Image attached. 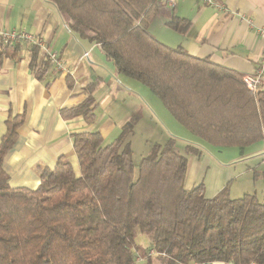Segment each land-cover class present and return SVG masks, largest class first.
Returning a JSON list of instances; mask_svg holds the SVG:
<instances>
[{"label":"trees","instance_id":"16d2710c","mask_svg":"<svg viewBox=\"0 0 264 264\" xmlns=\"http://www.w3.org/2000/svg\"><path fill=\"white\" fill-rule=\"evenodd\" d=\"M70 32L100 47L114 72L147 87L173 119L215 148L239 155L264 140V92L250 91L242 74L170 48L148 32L160 0H45ZM183 35L189 21L167 22ZM28 52L41 80L49 68L37 45L0 41V64ZM42 57V58H41ZM63 120L95 121L94 91ZM132 114L108 145L98 132L73 135L78 171L58 160L31 190L10 188L3 159L17 141L24 114L8 115L0 138V264H137V239L150 245L143 264H264V201L255 193L231 199L228 185L205 198L203 185L184 188L189 159L202 150L174 137L154 143L135 166ZM260 177L264 192V173ZM153 251V258L149 254Z\"/></svg>","mask_w":264,"mask_h":264},{"label":"crops","instance_id":"0c3cea01","mask_svg":"<svg viewBox=\"0 0 264 264\" xmlns=\"http://www.w3.org/2000/svg\"><path fill=\"white\" fill-rule=\"evenodd\" d=\"M214 4L175 0L173 6H168L160 0L158 14L148 32L167 47H181L191 56L207 58L242 75L256 74L264 55V0H214ZM173 16L189 21L185 34L167 26ZM0 30L40 39L57 54L63 68L62 72L49 68L39 80L29 69L27 50L0 64V138L9 114L25 116L17 141L3 159V170L9 177L10 188L33 190L39 185L42 172L52 171L59 159L78 171L74 134L98 132L103 145L110 144L129 117L142 108V98L135 90L143 89L134 80L117 75L100 47L70 32L59 13L45 0H0ZM93 83H97L93 94L95 121L87 124L81 116L63 120L60 110L80 104L86 97L85 88ZM259 90L264 92V75ZM142 126L145 128L143 117L134 131ZM145 129L150 130V125ZM263 144L264 140L255 150L249 147L247 155L233 159L224 166V171L215 166V191L206 197L216 195L228 179L250 178V173L259 172L255 170L257 162L246 157L264 152ZM197 162L194 165L192 158L189 160L184 181L187 190L197 187L200 171L210 167ZM231 172L233 177L227 178Z\"/></svg>","mask_w":264,"mask_h":264},{"label":"rangeland","instance_id":"374dc122","mask_svg":"<svg viewBox=\"0 0 264 264\" xmlns=\"http://www.w3.org/2000/svg\"><path fill=\"white\" fill-rule=\"evenodd\" d=\"M133 83H135L137 87H140V89H143L135 90V92L141 96L143 103V106L141 109H139V112L141 113V117L144 118L145 128L147 125H150L152 129L146 130L144 126H142L143 128H139L137 131H134V136L131 137L133 160L135 166L138 164L140 158L149 152L150 146L152 144H162L169 137H174L178 141L180 147H183L184 144H190L196 146L197 148L199 147V149L202 150L201 157H192V160L194 165L197 161H200L199 164L210 165V167H207V169H201V176L199 177V180L201 179L199 184L203 185V195L205 198H207V193H212L215 191V189H213L217 180V174L215 175L216 172L214 170L216 168L215 166L220 168L221 171H224V166H227L228 163L233 162V159L235 160L238 159V157H241L239 155V150L235 147L215 148L207 145L205 142L193 136L183 126L176 122L164 108L160 100L151 94L147 87L136 81ZM259 143L252 145V149L255 150V147L258 146ZM248 151L249 147L245 149L244 155H247ZM263 153L264 152L262 151H257L253 155H248V157H246L248 160L254 159L257 162V167L255 168V170L259 171L257 173H261V170L264 169ZM227 171H229V169H227ZM193 174L195 175L194 168ZM251 175L253 176V174H249L250 178L240 177L233 180L228 179L227 185L229 197L231 199L239 198L244 193H255L259 201H264L262 180L260 177L253 180ZM232 177V172L227 175V178ZM199 184L197 186H199ZM208 185L211 186V188H209ZM243 189L245 191H243ZM137 244L139 246V250L135 251L134 257L137 264H143L145 260L146 249L150 245L149 237L143 234L140 235L137 239ZM154 256L153 258H155Z\"/></svg>","mask_w":264,"mask_h":264},{"label":"built area","instance_id":"2783aa9c","mask_svg":"<svg viewBox=\"0 0 264 264\" xmlns=\"http://www.w3.org/2000/svg\"><path fill=\"white\" fill-rule=\"evenodd\" d=\"M162 1L164 4L168 6H173L175 2V0H162ZM201 1L204 5H207V6L215 5L214 0H201ZM19 39L26 40L30 44L37 45L42 51V53L45 54L46 59L49 61L51 66L54 68L55 72L63 71V68L61 66V63H60V60L57 54L51 52L50 49L46 47V45L40 41V39H37L36 37H33L25 33H17V32L0 30V41L4 43L13 42ZM263 75H264V55L261 58L260 65L258 66V69L256 70V74L254 75L244 74L242 76V82L248 90L254 92L259 89ZM150 255L154 256L156 254L153 251H151Z\"/></svg>","mask_w":264,"mask_h":264}]
</instances>
